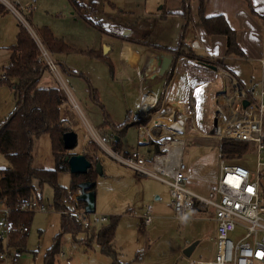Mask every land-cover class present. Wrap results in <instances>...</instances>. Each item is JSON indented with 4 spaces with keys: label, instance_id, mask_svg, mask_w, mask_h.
Instances as JSON below:
<instances>
[{
    "label": "rangeland",
    "instance_id": "rangeland-1",
    "mask_svg": "<svg viewBox=\"0 0 264 264\" xmlns=\"http://www.w3.org/2000/svg\"><path fill=\"white\" fill-rule=\"evenodd\" d=\"M16 1L22 16L10 10L0 13V73L3 66L8 64L9 47L17 42V34L22 25L28 33L30 32L27 27H30L38 38V29L47 26L54 35L72 47V50L63 53L54 52L52 56L57 61L61 77L76 100L74 105L78 103L79 108L67 100L61 83L48 69L44 72L39 85L58 89L63 103L61 115L65 119V125L69 127V130H74L78 134L77 146L72 150L63 147L64 151L66 153L81 151L82 154L92 155L91 171L95 170L99 159L102 173L97 177L95 213L119 217L116 231V248L119 259L124 264H197L200 260L213 257L216 253L214 212L211 209H194L189 211L185 221L176 219L173 209L167 205L170 193L165 183L150 176L139 175L131 168L120 164L102 148L104 146L116 150L111 147L112 131L109 126L105 125V121L109 117L113 124L120 125L127 119L132 121L135 116H139L138 123L141 124L142 131L145 130L148 134L149 124L157 114L165 115L164 118H168L169 125L177 124L180 118H185L184 128L187 129L194 125L193 134L206 139L197 138L185 141L181 152L183 163L196 168L203 162L210 170L217 169L221 159L218 143L231 139L212 137L208 139V132L196 128L198 123H202L204 128L211 125L212 131L220 120L221 112L225 115L231 114L229 98L238 90L237 84L226 74H220L219 77L222 80H217L218 76L214 73H202L201 80L204 90L200 93L202 100L205 101H185L183 103L182 101H161L159 97L158 101L143 111L139 108L140 92L135 72L120 62L119 49L115 48L117 39L109 33L110 31L117 32L119 33L117 36L121 38L140 37L144 40L148 39L149 42L164 41V31L168 26L161 23L155 14L162 0H99V9L90 1L83 2L85 13L97 22L100 21L99 15L96 14L99 10L103 31L87 23L72 8L69 0ZM2 7L7 10L4 5ZM124 28L128 30L133 28L136 32L132 31V34L124 35L126 33ZM180 36L181 33L177 27L170 44L176 46L180 41ZM104 42L110 43L114 48L109 55L101 53ZM163 43L169 44L165 41ZM261 73L260 62H257L256 72L252 75L254 80ZM198 82L200 83L199 80ZM158 86L160 90L159 83ZM142 88L146 89L147 83L142 84L141 95ZM260 91L261 86L256 85L254 99H257V102H260L262 98ZM191 93L197 95L196 89L191 90ZM95 96L96 99H94ZM179 104L182 105H180V111H178ZM16 106L14 89L8 83H1L0 123L10 117ZM140 111L141 114H139ZM87 123L94 128L93 131L89 129ZM155 125H157L156 121L152 126ZM170 127H173L174 132L180 131L176 126ZM153 133L156 137L161 136V134ZM94 134L98 137H94ZM117 134L120 133L117 132ZM163 137L167 139V145L176 142L172 135ZM121 142L122 150L134 149L145 156L150 155L148 147L140 145L137 126H128L121 136ZM152 143L155 147L166 144ZM33 156L36 167H56L50 135L44 134L35 140ZM230 163L256 171V149L246 151L242 158L230 161ZM8 164L7 158L0 154V167ZM71 183L70 170H61L58 175V184L68 190L63 202L74 207L70 202V195L78 193L80 188L70 190ZM262 185L264 198V176ZM41 192V202L48 207V211L34 213L28 226L30 230L26 234L18 230L19 236L25 234L26 250L19 253L17 263L0 260V264H43L46 249L50 247L54 236L60 231L61 211L55 208L54 188L50 184H45ZM149 205L153 206V219L151 224L142 230L141 218ZM238 234L240 233H233V239L237 238ZM82 238L87 239L88 234L79 233L76 239L70 232L64 234L55 264H112V258L105 255L98 244L93 243L89 247L80 243ZM193 243H196L195 248L191 254H186L185 249ZM254 264H264V262L255 261Z\"/></svg>",
    "mask_w": 264,
    "mask_h": 264
},
{
    "label": "trees",
    "instance_id": "trees-1",
    "mask_svg": "<svg viewBox=\"0 0 264 264\" xmlns=\"http://www.w3.org/2000/svg\"><path fill=\"white\" fill-rule=\"evenodd\" d=\"M72 2L81 11L78 1L72 0ZM2 6L0 4V13L4 12ZM183 11V15L187 19L185 25V29H187L192 17L190 0H183ZM199 15L208 34L227 36L228 52L242 54L236 41V32L225 17L222 15L207 16L205 14V0H200ZM84 18L87 22L92 23L88 16ZM38 33L50 52L63 53L72 50V47L63 39L57 38L47 26L39 28ZM186 47L187 44L183 35L179 46L174 50L186 52ZM10 50L9 63L2 68L0 73V84L8 83L14 89L17 106L10 117L0 123V154L6 157L9 163L7 166L0 167V204L10 206L12 209L10 216L12 231L9 244L11 246L16 245L22 251L26 244L25 234L19 236L18 230L22 225L29 226L35 211H20L17 208L19 203L30 199L41 201L42 188L45 184H50L54 188L55 208L59 211L64 208L70 210L69 206L63 202L68 190L58 184V175L61 170H69L66 157L76 153L64 151L62 135L69 130V127L65 125V120L61 115L63 103L58 89L39 85L48 68L37 61V43L23 25L18 31L17 42L10 47ZM171 74L172 72L168 78ZM2 75L5 78H1ZM106 119L105 125L109 126L113 132L120 133L119 139L112 137L113 141L111 142V146L120 151L122 149L120 136L125 133L131 123L132 125L139 123L136 119L134 121L127 119L125 123L116 125L109 117ZM44 134L50 135L52 140L53 154L56 158L55 168L36 167L34 165L33 145L35 140ZM218 147L221 158L229 161H236L242 158L246 151L256 148L252 142L235 140H222L218 143ZM154 150V153H158L159 147L154 146ZM125 154L129 155L131 152H125ZM84 155L92 162V155L88 153ZM93 158L95 157L93 156ZM97 177L96 169L93 171L90 169L85 174H72L70 190L78 189L82 182L91 181L94 182L91 189L96 191ZM81 203L84 204V202ZM118 222V216H109L107 222L84 228L81 221L71 211L67 214L61 213L60 231L55 235L50 247L46 249L43 264H55L56 256L60 253L62 238L67 232H70L75 239L79 233H87L88 238H82L81 244L91 247L93 243H96L105 255L112 258V264H124L119 259L115 246ZM3 249L4 239L0 236V251Z\"/></svg>",
    "mask_w": 264,
    "mask_h": 264
},
{
    "label": "crops",
    "instance_id": "crops-1",
    "mask_svg": "<svg viewBox=\"0 0 264 264\" xmlns=\"http://www.w3.org/2000/svg\"><path fill=\"white\" fill-rule=\"evenodd\" d=\"M69 1L71 3L72 8L75 11H77L80 14V16L83 17L84 20H85L84 17L88 16L83 8L85 6L84 3L90 1L91 4L97 5L96 7L98 9L100 3L99 0H77L81 6V11H80L77 9L76 5H74L72 0ZM199 6H200V0H190L192 17L188 25L189 27L185 29V25L187 24V19L183 15L184 12L183 0L161 1V4L157 9V12H155V14L157 18L161 21V23L167 24L166 26H168L167 30L164 31V36H165L164 41L168 42L169 44H164L163 43L164 41L149 42L148 39L144 40L141 39L140 37L138 38L134 37L135 39L134 38L129 39L123 37L121 38L117 36L119 35V33L110 31L109 34L117 39V44L115 48L119 49L120 62L125 64V66L129 67L132 71L135 72L138 82L137 86L140 92L139 101L141 107L139 106V108H142L143 111H145L146 108L148 107L147 103H149V101L151 103H155V101H158L157 98L159 97L161 98V101H182L183 103H185V101H205L204 99L202 100L200 93V91L204 90L203 87L204 85L201 80L202 73H206V74L214 73L216 74V76H218L217 80L221 79L219 76H221L222 74L228 75L230 79H232L230 77L232 76L234 78L233 80L236 81V83H238V85L246 92L245 98H248L250 102L252 101V103H260L262 101V98L264 96V61H262V59H264V0H205V14L207 16L222 15L225 17L231 28L236 32V41L239 48L241 49L242 54L228 52L227 36L223 34L207 33L200 19ZM6 11L9 10L5 9L4 12ZM98 11L99 10L96 11V14L99 15L100 18L99 22L92 20L91 17L89 18L91 19L92 23L87 22L86 20L85 21L91 25L96 26L101 31H103L102 17L98 13ZM177 27H179L181 38L178 44L176 46H173L170 43L172 42V36ZM125 30L126 33L124 35L132 34V31L134 33L136 32L133 30V28L132 30H128V29ZM183 35H184V41L187 44L186 49L188 48L189 52H185V53L181 52L180 54L174 56L172 51L179 46L181 40L183 39ZM193 41H196L199 46L192 48L191 43ZM113 49L114 48L112 45H110V43L104 42L101 47V53L102 55H109L113 51ZM9 51H10L9 53V58H10L11 55L10 47H9ZM50 53L52 54V52ZM166 56L173 58V60L170 62L169 68L164 72V74H162V77H160L161 80H159V77L157 76L160 73L159 70L162 67V62L164 60V57ZM257 62H260L262 73L256 80H254L252 75H254V73L256 72ZM207 64L215 65L216 69L208 66ZM171 72L172 74L168 78V75ZM166 78L168 79L166 80ZM198 80L200 81V83L198 82ZM144 83H147V88L146 89L142 88V95H141V87L142 84ZM158 83L160 85V90H158L159 88ZM254 83H256L255 86H253ZM256 85L261 86L260 94L262 95L261 96L262 98L260 102H257V99H254L255 98L254 91L256 92ZM193 89H196L197 95L191 93V90ZM243 98L244 97L242 98L237 97L235 101H242L243 103L242 100ZM180 105L181 104L178 105L179 107L178 111H180ZM139 114H141V111L139 112ZM207 115L209 114L207 113ZM138 117L139 116H135L134 120L136 119V121H138ZM164 117L166 116L160 115L156 119V117L154 116L153 120L149 124V130L153 136H154L153 132H155L156 134H161L160 137H163L164 135L173 136L174 133L172 134L170 131V129L173 127L170 126H176L178 129L183 128L184 131L186 132V133L179 132L176 130L177 132H175L174 134L176 140H183L185 138L183 145L185 144V141L190 139H197V138L206 139L199 136H195L193 134L194 125L185 129L184 128L185 118H180L177 121V124L173 123L174 125L171 124L169 125L168 118H164ZM154 121H156L157 125L152 126ZM130 126L138 127L140 145H145L146 147H148V152L150 155L148 154L149 156H145L139 153L138 150H134V149L129 151H125L121 149L120 151L124 154L125 152L136 151L140 155H143L147 158H151L155 150H154V144L152 142L147 141V136H146L147 132L145 130L142 131L141 124L132 125L131 123L129 127ZM198 128L199 130L209 132L211 131L212 126L207 125V128H204L202 123L201 124L198 123L196 129ZM109 129L112 131L111 133H115L110 127ZM150 143H152V145ZM78 153H81V151ZM185 173L188 178L186 185L189 189L200 195L208 194L209 191H211L214 187H216L218 183L220 176V165L217 169L214 168L213 170H210L203 162L199 164L196 168H192V165L187 164L185 165ZM165 184L169 187L167 183ZM157 199H159V197H157ZM169 203H170V196L167 202L168 206H170ZM141 229L144 230L145 226L144 227L142 226ZM0 236L2 235L0 234ZM3 239H4L5 251L7 250L9 252H14L17 254L18 257L19 253L21 252L20 248L16 246H11L9 244L10 237L9 238L3 237ZM115 246H116V238H115ZM23 250H26V244ZM1 261L17 263L18 258L16 262L12 261V259H6Z\"/></svg>",
    "mask_w": 264,
    "mask_h": 264
},
{
    "label": "built area",
    "instance_id": "built-area-1",
    "mask_svg": "<svg viewBox=\"0 0 264 264\" xmlns=\"http://www.w3.org/2000/svg\"><path fill=\"white\" fill-rule=\"evenodd\" d=\"M0 3L14 14L22 16L16 0L13 2L0 0ZM27 28L38 46L37 61L52 72L64 88L67 100L74 105L76 100L60 75L57 61L41 39L38 38V35L30 27ZM198 46V43L193 41L192 47ZM230 77L232 80L234 79L232 76ZM1 78H5V76L2 75ZM234 83L239 86L236 81ZM235 93H237V90ZM229 102L231 114L225 115L221 112L218 124L215 125L212 131L207 133V137L228 138L254 143L257 153V170L251 171L245 166L230 163L229 160L221 158L219 161L220 176L218 183L207 195H200L187 187L188 178L185 173V164L181 156L175 158L171 154L174 142L167 145L168 141L165 137H155L148 130V134H146L148 142L166 143L165 145H158L159 152L154 153L151 158L140 155L136 151L128 155L119 150L102 146L106 153L110 154L120 164L131 168L139 175L150 176L167 183L170 193L169 204L176 219L185 220L189 211L196 208L211 209L214 212L216 253L212 258L200 260L197 264H254L255 261L264 262V198L262 196L264 96L260 103H252L251 101L249 107H243L242 101L232 102V96H230ZM74 106L79 108L78 103ZM86 125L91 131L94 130L90 124L87 123ZM95 136L97 134H94ZM184 139L182 140L183 143ZM78 190V193L70 195V202L73 203L74 207L68 205L70 210L64 208L61 213L67 214L71 211L79 218L84 228L107 222L109 215L88 213L85 210V205L78 200L80 189ZM65 203L67 204V202ZM17 208L20 211H48V207L36 199L22 201ZM11 212L10 206L0 204V234L6 238L10 237L12 231ZM152 213L153 206H147L146 213L141 218V226L151 224ZM19 230L27 233L29 227L22 225ZM238 232L240 234L233 239L232 234ZM17 258V254L14 252L5 251V249L0 252L1 260L12 259L16 262Z\"/></svg>",
    "mask_w": 264,
    "mask_h": 264
},
{
    "label": "water",
    "instance_id": "water-1",
    "mask_svg": "<svg viewBox=\"0 0 264 264\" xmlns=\"http://www.w3.org/2000/svg\"><path fill=\"white\" fill-rule=\"evenodd\" d=\"M173 60L171 57H164L162 62V67L159 70L160 73L157 77L161 80L162 74L169 68L170 62ZM210 67L216 69V66L213 64H207ZM237 94L235 93L232 95V102H235L237 97H244L243 100V107H247L250 104V100L245 98L246 92L238 86ZM179 132H185L184 129H178ZM118 139V137H116ZM62 142L63 147L67 150L74 149L78 144V134L74 130H68L63 133L62 135ZM68 162L69 170L72 174H85L87 173L91 167L92 162L82 153H76L72 155H68L66 157ZM95 169L99 174L102 173V168L99 162L96 163ZM94 182L85 181L79 185L80 188V195L78 196V200L85 203V210L88 213H95L96 212V191L92 190ZM196 243H193L191 246L185 249L186 254H191L192 250L195 248Z\"/></svg>",
    "mask_w": 264,
    "mask_h": 264
},
{
    "label": "bare ground",
    "instance_id": "bare-ground-1",
    "mask_svg": "<svg viewBox=\"0 0 264 264\" xmlns=\"http://www.w3.org/2000/svg\"><path fill=\"white\" fill-rule=\"evenodd\" d=\"M141 104H142V103H141ZM147 104H148V107L146 108V110H147L149 107H151L154 103H151V102L149 101V103H147ZM146 110H145V111H146ZM160 115H162V114H157V115H155L156 119H157ZM170 131H171L172 134H173V133L175 134L173 128H171ZM174 134H173V137H174ZM174 138H175V137H174ZM178 141H179V142H178ZM182 147H183V142H181L180 140H176V142H174V143L172 144L171 154H172L175 158H178V156H181Z\"/></svg>",
    "mask_w": 264,
    "mask_h": 264
},
{
    "label": "flooded vegetation",
    "instance_id": "flooded-vegetation-1",
    "mask_svg": "<svg viewBox=\"0 0 264 264\" xmlns=\"http://www.w3.org/2000/svg\"><path fill=\"white\" fill-rule=\"evenodd\" d=\"M173 52V54H174V56L175 55H177V54H180L181 52L180 51H175V50H173L172 51ZM248 97V96H247ZM113 138H116V137H118V134H116V133H112V135H111ZM117 139V138H116ZM112 147V146H111Z\"/></svg>",
    "mask_w": 264,
    "mask_h": 264
}]
</instances>
